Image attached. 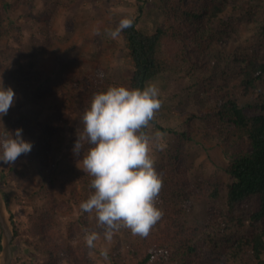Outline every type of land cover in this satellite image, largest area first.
Returning a JSON list of instances; mask_svg holds the SVG:
<instances>
[{"label":"trees","instance_id":"16d2710c","mask_svg":"<svg viewBox=\"0 0 264 264\" xmlns=\"http://www.w3.org/2000/svg\"><path fill=\"white\" fill-rule=\"evenodd\" d=\"M14 1L0 0V37L11 29H20L9 11L15 12L31 2ZM41 1L46 6L51 2ZM75 3L76 0H58L59 8L67 9ZM149 9L157 13L158 21L148 31L140 28V19L147 14L140 2L135 17L114 15L109 22V29H115L121 19L133 20L132 26L121 33L132 66L128 76L115 83L105 81L108 69L103 78L94 74L70 76L63 81L66 102L60 109L83 115L93 95L112 85L143 90L149 83L160 87L157 80L163 84L181 83L182 98L174 108L206 103L202 113H185L186 119L199 120L193 136L213 138L221 148L227 161L223 169L226 181L207 177L192 183L191 168L181 159L183 145L192 140V132L175 135L158 125L154 117L150 127L144 129L146 133L161 132L162 138L174 135V147L164 146L155 159V169L163 180L156 206L163 216L147 237L125 234L123 250L108 255L111 264H264V0L257 4L254 0H151ZM47 18L44 11L35 20L50 23ZM104 35L106 31L102 30L93 38L95 58L103 50L100 39ZM38 37L42 46H48L50 25L41 26ZM13 41L16 39H11L9 45ZM109 46L116 45L110 42ZM10 55L16 61L11 76L22 88L39 80V74L32 72L31 59L20 63L19 54ZM2 121L9 132L22 129V138L33 145L27 157L21 155L11 164L0 161V179L4 183L9 175L17 173V164L26 166V160H37L40 165L61 159L66 148L64 120L56 126L32 123L13 105ZM91 179L86 173L78 176L77 184L86 194L85 199L94 191L89 186ZM44 180L51 197L54 183L48 177ZM72 187V195L77 194L76 186ZM4 199L9 205V199ZM190 199L204 202L207 207L200 221L186 217ZM70 208L68 201L52 199L41 212L35 210L30 216V232L23 241L33 258L39 255L44 259L38 263L27 258L32 264H59L61 259L69 264H94L91 248L82 245L76 249L71 232L63 237L56 225V215ZM10 217L14 237H19L13 215ZM82 223L91 231L86 220ZM1 236L0 227V253Z\"/></svg>","mask_w":264,"mask_h":264},{"label":"rangeland","instance_id":"374dc122","mask_svg":"<svg viewBox=\"0 0 264 264\" xmlns=\"http://www.w3.org/2000/svg\"><path fill=\"white\" fill-rule=\"evenodd\" d=\"M150 1L76 0L72 7L66 9L59 8L58 0H51L48 6L44 5L41 0H31L26 5L20 6L15 12L9 11V16L20 24V29L19 31L11 29L8 34L3 33L0 37V80H2L5 88L11 87L15 92L13 105L18 106L32 123L56 126L63 120L66 122L64 142L66 148L61 159L56 163L39 165L37 160H26V166L16 165L15 170L19 174L12 173L9 175L6 183L0 179L1 213L10 234L8 264H32L27 258L42 263L44 259L41 256L36 255L33 258L28 252L23 239L30 232V216L34 215L35 210L41 212L44 206L52 203V199L68 201L71 205L68 211L59 212L56 215L55 222L63 237L71 232L74 237L72 244L76 249L82 245H87L84 239L85 231H79V228L81 230L86 229V225L84 227L82 223L83 219L87 221L91 231L99 234L100 238L95 241V247L91 248L90 253L94 264H111L108 255L123 250L124 235L138 236L133 235L129 229L121 228L114 232L111 240H107L103 236L104 230L98 225L95 214L81 212L79 205L86 200V194L77 184L78 176L83 173L79 169L80 165H78V161L82 159V154L76 155L77 158H75V154H71V152H73L74 143L82 128V115L74 110L71 112L62 110L60 107L66 102L63 81L70 76L94 74L95 77L99 78L98 74L103 73L105 75L107 69L105 81L109 79L115 83L128 76L132 66L127 51L124 49L123 37L120 35L117 39L111 38L110 40L107 35H104L100 39L103 50L99 51L97 58H95L93 57L96 50L93 41V38L97 36L95 30L99 29L100 33L102 30H108L111 26L110 19L114 15L135 17L138 2L143 4L147 13L142 15L140 19V28L145 31L154 28L158 21V15L153 10L150 11ZM257 3H263V0H254V4ZM44 11H47L49 17L47 19L50 23H41V21L35 20V17ZM29 19L31 21L34 19V24L30 23ZM44 25H50V43L48 46L42 43L43 47L41 39L38 37V31ZM14 38L16 41L9 45L11 39ZM110 42L116 46H109ZM12 46L13 49H10ZM4 50L9 55L5 56ZM10 54L13 56L19 54L17 56L20 63H26L31 59L32 72L39 74V80L36 79L28 87L22 88L18 84L19 82L11 76L12 70L16 68V61L12 59ZM156 83L161 84L158 88L162 97L160 99L163 101L159 113L157 112L155 115L157 124L174 131L175 135L180 132L186 134L192 132V140L184 143L181 152L183 163L191 168L190 179L192 183L197 179L202 180V178L207 177H217L226 181V174L223 169L227 165V161L221 148L213 138L204 139L197 134L193 136L195 128L199 126V120L196 118L192 121L186 119L185 113L198 116L204 111V104L206 103L184 105L180 109H175L179 99L182 98L180 95L182 84L171 81L163 84L161 80H157ZM39 88L41 92H39ZM161 89L164 90L160 92ZM2 118L0 117V123L3 125H0V131L3 130V127L5 128ZM187 123L191 125L189 126ZM173 136L172 134L166 135L161 139V144L165 148L174 147L171 143L174 140ZM167 141L169 144H166ZM165 148L163 147V149ZM67 152L69 155L66 154ZM156 154L157 150H154L152 153L154 159L157 158ZM47 177L54 183L51 197L47 192L49 185L44 180ZM73 185L78 189L75 195H72ZM5 197L9 199V205H6ZM206 212L207 207H205L204 202L198 203L190 199L186 217L200 221L202 217H205ZM10 214L13 215L12 218L19 231V237H14V226ZM105 251L107 252V259L102 255ZM59 264L69 263L67 260L61 259Z\"/></svg>","mask_w":264,"mask_h":264},{"label":"clouds","instance_id":"9594fccd","mask_svg":"<svg viewBox=\"0 0 264 264\" xmlns=\"http://www.w3.org/2000/svg\"><path fill=\"white\" fill-rule=\"evenodd\" d=\"M133 20L124 18L115 29L106 30L112 39L130 28ZM100 35L99 29L95 30ZM103 78V73L98 74ZM15 92L0 80V117L7 115L15 102ZM159 88L149 83L143 90L110 86L91 98L81 117L82 128L74 143L73 153L81 155L79 169L91 177L94 191L79 205L82 213H94L111 240L115 231L126 228L133 235L147 237L163 212L156 206L163 180L155 169L154 150L163 133L149 135L144 131L162 107ZM2 125V123H0ZM3 126V125H2ZM86 152H85V147ZM32 143L22 138V129L0 133V161L11 164L32 150ZM85 242L95 247L99 234L85 229ZM102 255L107 259V252Z\"/></svg>","mask_w":264,"mask_h":264},{"label":"water","instance_id":"95a60500","mask_svg":"<svg viewBox=\"0 0 264 264\" xmlns=\"http://www.w3.org/2000/svg\"><path fill=\"white\" fill-rule=\"evenodd\" d=\"M0 225L2 227V251L0 253L1 259L0 264H8L9 263V250L8 245L10 242V234L8 232V228L1 213V206H0Z\"/></svg>","mask_w":264,"mask_h":264}]
</instances>
